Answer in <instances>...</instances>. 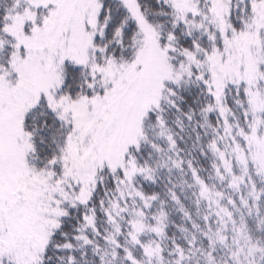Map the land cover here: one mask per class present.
I'll return each instance as SVG.
<instances>
[{
  "label": "snow or ice",
  "instance_id": "1",
  "mask_svg": "<svg viewBox=\"0 0 264 264\" xmlns=\"http://www.w3.org/2000/svg\"><path fill=\"white\" fill-rule=\"evenodd\" d=\"M0 264H264V0H0Z\"/></svg>",
  "mask_w": 264,
  "mask_h": 264
}]
</instances>
